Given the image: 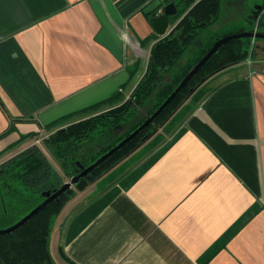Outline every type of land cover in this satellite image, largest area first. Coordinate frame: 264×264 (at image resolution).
Masks as SVG:
<instances>
[{"label": "crops", "instance_id": "obj_1", "mask_svg": "<svg viewBox=\"0 0 264 264\" xmlns=\"http://www.w3.org/2000/svg\"><path fill=\"white\" fill-rule=\"evenodd\" d=\"M221 1L218 20L192 44L219 35ZM167 4L0 0V163L121 104L161 38L149 20ZM244 4L248 14L232 13L240 23L229 33L253 29L264 0ZM200 89L204 99L189 98L64 208L50 241L58 262L264 264V58L231 65Z\"/></svg>", "mask_w": 264, "mask_h": 264}, {"label": "trees", "instance_id": "obj_2", "mask_svg": "<svg viewBox=\"0 0 264 264\" xmlns=\"http://www.w3.org/2000/svg\"><path fill=\"white\" fill-rule=\"evenodd\" d=\"M220 1L168 0V3H172L176 8V14L167 17L171 30L152 46L145 73L129 96L126 99H120L121 104L117 107L69 124L42 140L43 149L55 159L62 174L55 170L43 149L38 146L27 148L0 163V230L18 222L44 200V192L53 193L58 190L82 168L90 165L134 131L162 104L213 43L225 36L212 37L198 50V55L192 61L179 67V63L190 50L189 46L192 42L218 20ZM260 10L256 12L257 15ZM252 11L250 10V13ZM252 30L244 26L234 33ZM257 31L264 33V14L257 22ZM250 45L251 39H235L224 44L161 114L133 140L104 160L87 176L79 179L75 185L22 226L9 234L0 235V264H55L50 252L51 235L55 222L65 206L96 179L132 154L156 130L155 128L167 120L170 114L185 101L190 90L199 88L203 79L208 78L223 66L245 61L249 55ZM173 71L175 72L172 74ZM169 75H171L170 79L165 81ZM200 90L192 100L194 104H198L208 94ZM151 96L155 97V102L144 118L134 124L112 145L104 148L97 158L83 164L78 156L79 148L131 120ZM115 98L119 100L118 96ZM159 142L156 140L151 146L155 147Z\"/></svg>", "mask_w": 264, "mask_h": 264}, {"label": "rangeland", "instance_id": "obj_3", "mask_svg": "<svg viewBox=\"0 0 264 264\" xmlns=\"http://www.w3.org/2000/svg\"><path fill=\"white\" fill-rule=\"evenodd\" d=\"M245 1L246 0H229L227 2H225L224 0L221 1V4H222V6H221V13L222 14H221V17H220L217 25L214 27V28H216V27L219 28V35H221V36H222V34L229 35V32H232V31H235L236 30V28H237V26L239 25L240 22L238 20H235L237 18L232 17V13H235V15L237 14L238 17L240 16V18L242 20L243 19V14H247V12H248L247 11V8H246V4H244ZM230 7L233 10H229ZM243 22H245V21H243ZM245 27H248V25H246ZM254 40H255V43L253 44V46L250 45L248 57L251 55V59L252 60H254L256 58V56L264 58V40H258V39H254ZM197 44H198V40L192 44L193 45L192 48H190V50H188L186 56L183 58V61L179 63V67H181L185 63H189L190 61H192L194 59V57L196 55H198V52H199L198 50H200L202 48V46L205 45V43H203L201 45L199 44L198 46H197ZM245 61H243L242 63H245ZM228 67H229L228 65L227 66H223L220 70H217L216 72L212 73L208 78L203 79V81L199 85V88L198 89H194V90L192 89V90H190L189 94H187L188 96L186 97L185 101L170 114V116L167 118V120H165L162 124L158 125V127L155 128L156 130H154L152 132V134H150L148 136V138H146L145 141L137 149H139L142 145L149 143L151 141L150 139L154 136V134L155 133H158V131L162 130V128L165 127V125L167 123H170V122L174 121V117L178 113V111L182 108V106L184 104H186V101L189 98L190 99L191 98H194V96L196 95V93L200 90V87L202 86V84L206 83L212 77L216 76L218 73H220L222 70H224L225 68H228ZM176 70H178V68ZM175 71H173L172 74ZM171 75L167 76L166 79H165V81L168 80V78ZM154 102H155V97L154 96H151L148 99V101L145 103V105L140 109V111L131 120H129L128 122L124 123L123 125L115 128L114 130H112L108 134H106L104 136H101L100 138H97L95 140H92L90 142H87V143L83 144L79 148V151H78V156H79L80 160L83 162V164H87L90 160H92L94 158H97V156L104 150V148H106L109 145H112L119 137H121L122 135H124L126 133V131H128L134 124H136L138 121L142 120L144 118V116L146 115V113L148 112V110L153 106ZM152 147L153 146H151V148ZM40 148L43 149L42 146H40ZM43 151L47 153L46 155L49 158V160L52 163V165L54 166V168L57 169V170H59L60 168H59L57 162L55 161V159L51 155H49L48 152L45 151L44 149H43ZM129 156H127V157H129ZM107 173H105V174H107ZM68 181L69 180H67L66 182H68ZM58 218H57V220H58ZM57 220H56V222H57ZM56 222H55V224H56ZM51 258L55 262V264H61L60 262H58L55 259V256L53 255V252L51 254Z\"/></svg>", "mask_w": 264, "mask_h": 264}, {"label": "water", "instance_id": "obj_4", "mask_svg": "<svg viewBox=\"0 0 264 264\" xmlns=\"http://www.w3.org/2000/svg\"><path fill=\"white\" fill-rule=\"evenodd\" d=\"M176 14V8L172 3L165 5L163 10V16L152 17L149 20V23L153 31L160 37L165 35V32L169 26V21L167 17H172ZM235 39H258L264 40L263 32H253V31H244L238 33H232L225 35L218 40H216L211 48L202 56V58L191 68V70L183 77L177 87L170 93V95L162 102V104L150 115L148 116L141 125H139L134 131L129 135L124 137L116 145L110 148L107 152L99 156L94 162L90 165L81 169V171L70 178L68 182H65L58 190L53 193L44 192V200L38 204L34 209H32L28 214L22 217L14 225L0 230V235L9 234L15 231L17 228L22 226L25 222L30 220L33 216L38 214L44 207H46L51 202L55 201L59 196H61L65 191H67L71 186L75 185L79 179L87 176L91 171H93L97 166H99L104 160L115 154L119 149L128 144L133 140L140 132L147 128L160 114L161 112L170 104V102L177 96V94L183 90L189 81L203 68V66L210 60V58L226 43L235 40Z\"/></svg>", "mask_w": 264, "mask_h": 264}, {"label": "built area", "instance_id": "obj_5", "mask_svg": "<svg viewBox=\"0 0 264 264\" xmlns=\"http://www.w3.org/2000/svg\"><path fill=\"white\" fill-rule=\"evenodd\" d=\"M263 14H264V4H263V6H262L260 12L258 13V15H257V17H256L255 25H254L253 30H252L253 32H257V22H258L260 16L263 15ZM253 42H254V39H251V46L253 45ZM246 63H247L248 65L251 64V57H250V56H249L248 59L246 60Z\"/></svg>", "mask_w": 264, "mask_h": 264}]
</instances>
